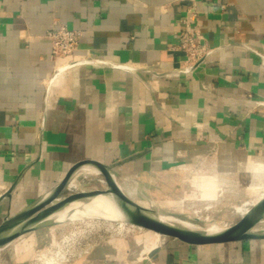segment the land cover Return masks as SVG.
<instances>
[{"label": "crops", "instance_id": "obj_1", "mask_svg": "<svg viewBox=\"0 0 264 264\" xmlns=\"http://www.w3.org/2000/svg\"><path fill=\"white\" fill-rule=\"evenodd\" d=\"M185 21L211 50L191 73L179 71ZM55 23L81 32L75 59L107 65L52 78L64 62L51 61L45 38ZM256 101L264 102V0H0V224L85 161L119 164L122 192L157 213L209 204L238 215L234 207L264 189ZM82 171L71 193L100 176ZM27 247L0 264H19ZM68 264H264V239L166 238L149 249L114 239Z\"/></svg>", "mask_w": 264, "mask_h": 264}, {"label": "water", "instance_id": "obj_2", "mask_svg": "<svg viewBox=\"0 0 264 264\" xmlns=\"http://www.w3.org/2000/svg\"><path fill=\"white\" fill-rule=\"evenodd\" d=\"M119 164L105 166L95 161H85L74 165L63 180L38 202L28 206L17 215L5 218L0 224V250L16 238L59 224L48 220L56 211L69 205L97 197L112 200L127 225L146 230L157 235L179 240L189 245H211L264 239V231L254 229L264 220V197L242 216L235 224L222 228L215 234H206L185 228L173 221H163V214L144 208L126 196L116 180L114 168ZM94 169L104 180L105 188L81 191L65 195L67 185L75 180L76 174L84 169ZM13 187L1 198H10ZM176 217V216H173Z\"/></svg>", "mask_w": 264, "mask_h": 264}, {"label": "rangeland", "instance_id": "obj_3", "mask_svg": "<svg viewBox=\"0 0 264 264\" xmlns=\"http://www.w3.org/2000/svg\"><path fill=\"white\" fill-rule=\"evenodd\" d=\"M99 180H103V178L101 176H98L96 178L89 176L87 182L84 185L78 184V190L91 191L101 189V184L99 183ZM71 190H74V186ZM70 193L71 192L67 190L65 195H68ZM88 201L89 199L79 203L85 204ZM79 203H75V205L70 207L69 209L83 206L79 205ZM244 204L235 206L233 209L234 212L235 208L237 207L244 208L245 206V209L251 208L249 205L246 206V203ZM207 206H209V204L204 205L202 208L198 207L194 209V211H198V213L196 214L185 213L179 217H173L171 215L166 216L173 217V220L176 222L190 225L196 231H203L208 227V225L212 223H216L221 227H228L238 222L239 219L242 217L238 215H232L229 212L231 210H228V212L216 211L215 208L212 209V205V207H210L209 209H205ZM81 221L83 220H77L75 224L66 227L65 229H61V227L65 226L66 224L59 223L55 226L42 229L40 231L41 233H31L28 235H24L23 237H21V239L13 241L12 243L8 244L6 247L1 249L0 261L5 256H7V254L14 255V248H18V246L19 248L28 246L27 249L22 250L21 252H19V254L15 255V259L18 260L19 264H38L35 263V259L33 257H35L40 251H42L46 247L52 246L54 242L62 236H68V234H71L72 232H76V234H74L72 242L69 243L70 245H67V261L65 262V264L80 259L82 256L86 255L87 252L94 246L106 243L110 240L127 239L133 242H137L138 244L149 249L152 247H157L161 243V241H164L167 238H163V236L157 235L146 230L138 229L135 227L133 228V226L130 225L123 226L124 229L118 232V225L116 222H112L111 220H109L108 222L112 223L109 224L108 222H106L107 220L102 218H99L97 220L99 222L93 223L92 226H89V224L83 223ZM254 230L256 232L262 230L264 231V220L259 225H257Z\"/></svg>", "mask_w": 264, "mask_h": 264}, {"label": "bare ground", "instance_id": "obj_4", "mask_svg": "<svg viewBox=\"0 0 264 264\" xmlns=\"http://www.w3.org/2000/svg\"><path fill=\"white\" fill-rule=\"evenodd\" d=\"M87 171H91L89 173V175H91V174L93 175L95 173H96V175L98 174L92 168L84 169L82 171V173L87 172ZM75 182H76V180L71 181L67 185L66 190H69L71 185H73ZM238 184H239V182H238ZM263 197H264V189L260 191V193L258 194L257 197H255L251 201L245 202L246 206L249 205L252 208ZM79 202H82V201H79ZM79 202H75V203H79ZM75 203H73V204L75 205ZM73 204L69 205L66 208H63V209L56 211L55 213H53L52 215L49 216L48 220H53V221H56V222L61 223V224H66L65 226H62L61 229H63V228L65 229L66 227H69V226L75 224V222H77V220H83L81 222L87 223V224H89V226H92L93 223L99 222V221H97L99 218L107 220L106 222H108L109 220H111L112 222H116L118 225V230H117L118 232L121 231L122 229H124L123 226L127 225L123 222L122 215H121L120 211L118 210L117 206L115 205V203L108 198L97 197V198L89 199V201L85 204L79 203V205H83V206H80L78 208L69 209L70 207L74 206ZM251 208L245 209V206H244V208L237 207V208H235V213L241 217V216H244L245 214H247L251 210ZM196 213H198V211L192 212V214H196ZM160 219L163 221H170V222L173 221V222L178 223L179 225H181L185 228L195 230L190 225L174 221L173 217H169V216L164 215L163 217H160ZM108 223L110 224L111 222H108ZM135 228H137V227H135ZM222 228H225V226L221 227V226L217 225L216 223H212V224L208 225V227L206 229H204L203 232L211 235V234H215V233L219 232ZM138 229H140V228H138ZM74 234H76V232H72L71 234H68V236H62L57 241H55L52 246L46 247L45 249L40 251L38 254L36 253L37 255L35 257H33L35 259V263H38V264H65V262L67 261V245L72 242V239L74 238ZM21 237H23V236H21ZM21 237L16 238L14 241L21 239ZM18 248H19V246H18Z\"/></svg>", "mask_w": 264, "mask_h": 264}, {"label": "built area", "instance_id": "obj_5", "mask_svg": "<svg viewBox=\"0 0 264 264\" xmlns=\"http://www.w3.org/2000/svg\"><path fill=\"white\" fill-rule=\"evenodd\" d=\"M185 29L180 32L179 44L177 49L185 54L183 67L180 68L182 73H191L205 58L211 50L202 42V35L196 27L188 22H183ZM81 32L70 29L62 24L55 23L53 28L46 33L45 38L49 41L51 52L50 59L56 63L61 59L64 62L56 67L52 78H57L62 72L71 68L85 64L107 65L101 60L75 59L74 53L78 49L81 39ZM114 67L127 69V66L115 65ZM255 107H264V102H254ZM103 180H99L101 184Z\"/></svg>", "mask_w": 264, "mask_h": 264}]
</instances>
